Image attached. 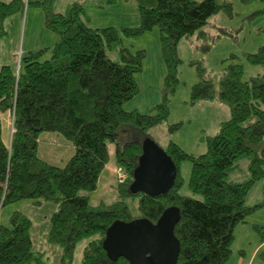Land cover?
Listing matches in <instances>:
<instances>
[{
  "label": "trees",
  "instance_id": "trees-1",
  "mask_svg": "<svg viewBox=\"0 0 264 264\" xmlns=\"http://www.w3.org/2000/svg\"><path fill=\"white\" fill-rule=\"evenodd\" d=\"M55 1L35 3L43 12L44 29L57 37L52 48L21 57L17 71L9 65L0 67V115L11 123L9 129L0 118V210L22 201H30L35 208L54 205L47 242L60 249V264H72L75 249L84 240L88 243L81 264H129L107 255L103 243L108 229L116 222L138 219L155 225L165 210L176 207L180 213L174 229L180 244L177 264H227L236 226L263 207L261 203L248 207L246 201L252 188L264 180V75L243 81L244 67L230 56L222 62L225 66L216 82L201 61L192 63L199 78L192 87V103L217 101L228 107L229 118L215 136L206 138V151L197 157L174 143L161 148L176 168L169 192L152 197L133 194L129 188L142 142L152 140L147 132L168 120L170 98L178 85L180 40L203 37L212 17L231 16V4L224 0H134L139 25L119 33L114 28H90L86 1L74 2L65 14L54 11ZM100 2L98 8H103L115 0ZM25 8V0H0V38L6 35L4 21L23 14ZM153 28L159 32L166 77L161 102L142 115L124 106L138 94L135 76L141 72L144 55L124 48L121 36L136 38ZM110 54L117 60H111ZM245 59L264 69V46ZM43 134L58 136L73 149L63 167L39 157ZM112 151L114 167L126 175L114 187L118 201L92 207L86 194L96 190ZM240 160L248 162V178L232 182L230 176ZM183 162L191 165L188 189L199 198L179 194ZM129 202H136V217ZM31 229V220L19 212H13L8 226L0 225V264H47L44 254L33 251ZM255 230L264 242L263 228ZM259 256L264 261V252Z\"/></svg>",
  "mask_w": 264,
  "mask_h": 264
},
{
  "label": "rangeland",
  "instance_id": "rangeland-1",
  "mask_svg": "<svg viewBox=\"0 0 264 264\" xmlns=\"http://www.w3.org/2000/svg\"><path fill=\"white\" fill-rule=\"evenodd\" d=\"M83 1H86L88 5L86 15L93 29L114 28L120 33L122 29H132L139 25V15L134 0H115L114 4L105 5L103 8H98L100 0ZM224 1L231 4V16L219 13L208 21L203 29V37L195 35L192 38L180 40L178 44L177 56L180 60L176 72L178 85L170 98L168 120L162 126L147 132V136L164 150L169 143H174L187 154L195 157L203 154L206 151V138L215 136L219 125L230 116L228 107L217 101L192 103V87L199 81L196 67L192 66V63L201 61L207 75L216 82L225 66L222 62L230 56H235L236 63L244 67L243 81L247 82L251 78L264 75L263 68L252 66L245 59V55L253 54L264 46V2L259 0L248 3H243L241 0ZM74 2L76 1L56 0L53 9L55 12L65 14V9ZM35 3V0H27L23 14L13 15L4 21L6 35L0 38V67L9 64L17 70L21 57L39 49H50L52 41L54 40V43L57 41L54 33L44 30L43 12L41 8L35 6ZM121 42L122 46L132 54L141 52L144 55L141 61V72L135 76L138 94L124 106V109L136 110L142 115L149 114L161 102L166 77L158 29L153 28L136 38L121 36ZM48 57L49 55H46L45 59ZM109 58L113 61L117 60L115 54H110ZM4 121L5 127L11 129L8 118ZM177 125H179L177 129L169 131L171 126ZM38 153L43 161L63 167L72 156L73 149L62 138L43 134L40 137ZM247 163L246 160L238 162V169L230 176L232 182L247 180ZM114 165L112 151L111 162L102 171L96 190L89 194L84 193L89 197L90 206L110 205L118 201L114 187L120 180L116 177L118 168ZM190 169L191 165L188 162H183L179 166V175L182 179L179 194L196 199L199 197L192 195L188 189ZM260 203L263 204L261 209L250 215L245 224L236 226L229 264H247L250 254L260 243H263V246L259 253L264 252V242L255 232L256 227L263 228L264 232V180L252 188L246 201L248 207ZM128 207L132 216L136 217V202H129ZM54 209H56L55 206L51 204H45L37 209L30 201L4 206L0 210V225L8 226L13 212L22 213L32 222L33 251L44 254L48 264H57L59 249L50 246L45 237V232L49 228V218ZM87 243L88 241L85 240L78 244L72 264H81V248ZM259 253L253 264H264Z\"/></svg>",
  "mask_w": 264,
  "mask_h": 264
},
{
  "label": "water",
  "instance_id": "water-1",
  "mask_svg": "<svg viewBox=\"0 0 264 264\" xmlns=\"http://www.w3.org/2000/svg\"><path fill=\"white\" fill-rule=\"evenodd\" d=\"M175 179L176 168L169 157L152 140L144 139L130 192L156 197L169 192ZM179 220V209L171 207L155 225L146 219L116 222L108 229L103 248L113 261L124 258L129 264H177L180 244L174 229Z\"/></svg>",
  "mask_w": 264,
  "mask_h": 264
},
{
  "label": "crops",
  "instance_id": "crops-1",
  "mask_svg": "<svg viewBox=\"0 0 264 264\" xmlns=\"http://www.w3.org/2000/svg\"><path fill=\"white\" fill-rule=\"evenodd\" d=\"M2 1H4V0H2ZM8 0H5V2H7ZM74 1H79V0H74ZM81 1V0H80ZM35 2H42V0H35ZM65 11H67V8L65 9ZM57 13H59V14H61L60 12H57ZM90 26V25H89ZM91 28V27H90ZM45 30V29H44ZM53 43H54V40L52 41V44H51V46H53ZM50 46V47H51ZM46 47H48V46H46ZM52 48V47H51ZM45 49V48H44ZM47 49V48H46ZM39 50H42V49H39ZM38 50V51H39ZM38 51H36V52H38ZM29 53H35V52H29ZM4 65H9V64H4ZM10 66V65H9ZM13 69H15L14 67H12ZM17 70H18V68H17ZM16 70V71H17ZM1 116V115H0ZM0 118H2V116L0 117ZM2 120H5L4 118H2ZM155 129V128H154ZM37 209H39V208H37ZM31 231H32V229H31ZM47 232H48V230H46V232H45V237H46V242H47ZM33 232H31V240H32V247L34 246V243H33V239H32V237H33ZM85 241V240H84ZM81 242H83V241H81ZM80 242V243H81ZM48 243V242H47ZM79 243V244H80ZM87 245V244H86ZM85 245V246H86ZM78 246V245H77ZM84 246V247H85ZM261 246H263V243H260V244H258L255 248H254V250L252 251V253L250 254V256H249V258H248V262H247V264H250V263H252L253 264V262H254V260H255V258L257 257V255H258V253L261 251ZM53 247V246H52ZM84 247H82L81 248V251H83V249H84ZM57 248V247H56ZM77 248V247H76ZM75 251H76V249H75ZM58 255H57V257H58V259H57V261H56V263L57 264H60V254H61V251H60V249H59V253H57ZM44 257H45V255H44ZM74 258H75V252H74ZM74 258H73V262H74ZM232 258V257H231ZM231 260V259H230ZM231 261H229L227 264H229ZM48 264V263H47Z\"/></svg>",
  "mask_w": 264,
  "mask_h": 264
},
{
  "label": "built area",
  "instance_id": "built-area-1",
  "mask_svg": "<svg viewBox=\"0 0 264 264\" xmlns=\"http://www.w3.org/2000/svg\"><path fill=\"white\" fill-rule=\"evenodd\" d=\"M116 177L118 180H120V182H123L126 178V175L122 170L118 169L116 172Z\"/></svg>",
  "mask_w": 264,
  "mask_h": 264
},
{
  "label": "bare ground",
  "instance_id": "bare-ground-1",
  "mask_svg": "<svg viewBox=\"0 0 264 264\" xmlns=\"http://www.w3.org/2000/svg\"><path fill=\"white\" fill-rule=\"evenodd\" d=\"M26 4H27V0H25V7H26Z\"/></svg>",
  "mask_w": 264,
  "mask_h": 264
}]
</instances>
